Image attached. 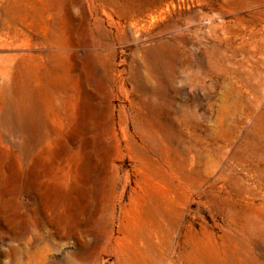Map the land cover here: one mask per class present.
<instances>
[{
	"label": "rangeland",
	"instance_id": "rangeland-1",
	"mask_svg": "<svg viewBox=\"0 0 264 264\" xmlns=\"http://www.w3.org/2000/svg\"><path fill=\"white\" fill-rule=\"evenodd\" d=\"M0 264H264V0H0Z\"/></svg>",
	"mask_w": 264,
	"mask_h": 264
},
{
	"label": "bare ground",
	"instance_id": "bare-ground-1",
	"mask_svg": "<svg viewBox=\"0 0 264 264\" xmlns=\"http://www.w3.org/2000/svg\"><path fill=\"white\" fill-rule=\"evenodd\" d=\"M136 225V224H135ZM128 226V225H127ZM137 226V225H136ZM135 226V227H136ZM134 228V227H133ZM131 231V230H130ZM130 231L129 230H127V229H124L122 232H121V234H122V238H117L116 239V242H120V241H127L126 239H128V236H131L132 234H137V233H135L134 231V233L131 231V233H130ZM130 234V235H129ZM134 235V236H135ZM134 236H133V238H134ZM134 241V243L131 245L130 243L128 244V243H125V249H126V251H128L129 253H132L133 255L134 254H139L141 251H140V249H139V247H138V245H137V243L135 242V240H133ZM119 244V243H118ZM140 255H141V253H140ZM139 256V255H138ZM140 258H142V257H140Z\"/></svg>",
	"mask_w": 264,
	"mask_h": 264
}]
</instances>
